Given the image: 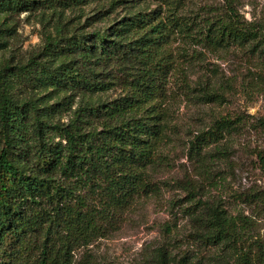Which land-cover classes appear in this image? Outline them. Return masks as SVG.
Instances as JSON below:
<instances>
[{
  "label": "trees",
  "instance_id": "obj_1",
  "mask_svg": "<svg viewBox=\"0 0 264 264\" xmlns=\"http://www.w3.org/2000/svg\"><path fill=\"white\" fill-rule=\"evenodd\" d=\"M45 1L0 0V15L37 11ZM86 1L93 0L57 4ZM188 6V0H100L94 14L75 25L55 7L51 14L58 19L39 53L26 63L2 64L0 264H100L88 248L160 190L154 169L170 139V84L189 65L187 45L247 48L264 57V18L247 20L237 0L209 9L205 19L187 14ZM13 30L6 20L0 24V49ZM181 86L190 88L184 77ZM28 87L44 93L19 94ZM117 88L121 93L110 96ZM79 94L89 98L75 103ZM47 96L59 98L51 102ZM64 112H70L67 122L57 118ZM239 122L216 119L192 148L201 154L221 144ZM258 122L264 127V117ZM257 158L264 170V148ZM189 201L181 207L204 222L205 243L236 253V264H264V242L239 249L237 223L225 209ZM169 255L160 247L152 261L172 264ZM176 264L197 263L186 253Z\"/></svg>",
  "mask_w": 264,
  "mask_h": 264
},
{
  "label": "rangeland",
  "instance_id": "obj_2",
  "mask_svg": "<svg viewBox=\"0 0 264 264\" xmlns=\"http://www.w3.org/2000/svg\"><path fill=\"white\" fill-rule=\"evenodd\" d=\"M58 1L46 0L37 11L0 15V24L6 20L14 27V34L5 38L8 46L0 49V67L5 61L26 63L39 53L58 19L51 14L53 8L62 11L63 21L84 24L100 0L66 7H60ZM188 1L187 14L200 13L202 19L209 16V9L219 10L225 3ZM237 1L247 20L264 18V0ZM98 25L100 22L92 26ZM187 47L189 65L170 84L174 93L170 100V139L154 169L160 190L142 198L122 217L116 230L97 238L88 248L100 264H154L152 257L163 246L170 251L172 264L186 253L197 264H236V253L205 243L201 238L207 230L204 222L193 221L183 212V206L193 203L189 201L192 197L220 206L236 221L239 249L264 242V170L257 158V152L264 148V127L258 122L264 117V57L247 48L216 49L201 41ZM183 77L189 89L181 86ZM43 93L29 87L19 90L23 97ZM120 93V88L109 92L113 97ZM48 98L53 102L59 96ZM87 98L79 94L75 103ZM220 117L240 119L237 131L197 154L193 142ZM57 118L67 122L70 112ZM84 254L85 249L77 252L78 258Z\"/></svg>",
  "mask_w": 264,
  "mask_h": 264
}]
</instances>
